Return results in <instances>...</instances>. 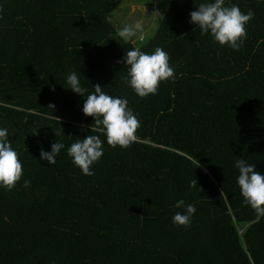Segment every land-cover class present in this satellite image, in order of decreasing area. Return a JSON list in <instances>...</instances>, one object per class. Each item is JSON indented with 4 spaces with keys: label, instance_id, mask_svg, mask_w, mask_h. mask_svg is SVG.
<instances>
[{
    "label": "trees",
    "instance_id": "trees-1",
    "mask_svg": "<svg viewBox=\"0 0 264 264\" xmlns=\"http://www.w3.org/2000/svg\"><path fill=\"white\" fill-rule=\"evenodd\" d=\"M124 1L0 0V128L23 165L14 188L0 185V264H264V216L244 201L235 166L264 174V0H225L254 12L239 50L191 22L214 0H168L145 42L117 35ZM135 47L163 48L174 81L139 97L123 79ZM95 84L140 121L130 147L91 131L82 108ZM87 135L104 144L91 176L67 154ZM56 142L49 165L40 152ZM188 204L190 225L174 224Z\"/></svg>",
    "mask_w": 264,
    "mask_h": 264
},
{
    "label": "clouds",
    "instance_id": "clouds-1",
    "mask_svg": "<svg viewBox=\"0 0 264 264\" xmlns=\"http://www.w3.org/2000/svg\"><path fill=\"white\" fill-rule=\"evenodd\" d=\"M151 14L157 20H163V14L159 10H154ZM253 17L252 10L245 14L237 5L225 6V0L200 3L197 10L190 12L191 22L198 25L202 34L210 33L218 43L227 44L234 50H239L242 46L243 40L247 37L246 25ZM142 32L143 24L137 21L124 25L118 30L117 35L129 40ZM169 59L168 53L161 47H157L151 54L135 47L126 53L128 76L123 79L139 97L154 95L162 81L175 79V72L169 64ZM67 83L76 93L83 94L86 91L81 87L75 72L68 75ZM82 111L86 116L94 118L95 128L91 126V131L100 130L106 136L109 146L128 148L137 141L136 133L140 128V121L128 107L127 99L112 97L102 91L99 84H95L94 92L87 96ZM8 137L7 129L0 128V185L11 190L23 176V165ZM103 146L99 135H87L72 143L67 154L84 175L91 176L94 175L92 165L103 156ZM62 148L63 143H53L50 152L41 150L40 157L49 165L55 164L56 156ZM235 166L239 169L237 182L244 201L255 210L257 216H264V174L255 170L253 164H246L243 159L237 160ZM30 183V180H25L24 187L30 186ZM196 186V179L190 181V188ZM184 206L185 202L182 199L175 204L176 208ZM195 211V206L188 204L184 213L177 212L173 215V223L189 226Z\"/></svg>",
    "mask_w": 264,
    "mask_h": 264
},
{
    "label": "rangeland",
    "instance_id": "rangeland-1",
    "mask_svg": "<svg viewBox=\"0 0 264 264\" xmlns=\"http://www.w3.org/2000/svg\"><path fill=\"white\" fill-rule=\"evenodd\" d=\"M166 1H168V0H166ZM159 7H161V5ZM165 7H167V6H165ZM165 7H164V10H165ZM141 8L142 7H140V8L139 7H131L129 4V0H125L120 5V7L117 8L112 13L111 20L116 21L115 23H117L118 25H121V26H124L126 24H134L137 21H141L143 26H144V24L148 25L150 22H155L156 24L153 28L143 29V32H145L146 34H144V33H142V34L145 35L148 39L149 37L152 36V34H154V30L159 25L160 20H157L151 14L154 10H158V9H156V7L144 8V10ZM159 12H161V11L159 10ZM162 14H164V13L162 12Z\"/></svg>",
    "mask_w": 264,
    "mask_h": 264
},
{
    "label": "crops",
    "instance_id": "crops-1",
    "mask_svg": "<svg viewBox=\"0 0 264 264\" xmlns=\"http://www.w3.org/2000/svg\"><path fill=\"white\" fill-rule=\"evenodd\" d=\"M134 1V2H133ZM131 7H142L141 9L144 10V8H152L156 7V9L160 10L161 13L164 12V6L166 5L167 1L166 0H131ZM161 5V7H159ZM116 21H113L114 26L117 30L121 29L123 26L118 25L115 23ZM155 22H150L148 25L144 24L143 29H150L155 26ZM146 34L145 32H142ZM142 33H137L136 36L130 38L129 40H134L135 42L140 41V42H145L147 40V37L143 35ZM139 34V35H138ZM143 35V36H142Z\"/></svg>",
    "mask_w": 264,
    "mask_h": 264
}]
</instances>
